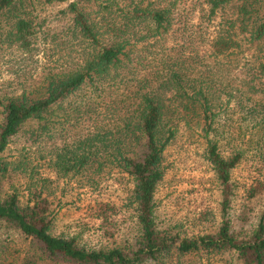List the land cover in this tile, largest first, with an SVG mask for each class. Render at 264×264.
Wrapping results in <instances>:
<instances>
[{"label": "trees", "instance_id": "trees-1", "mask_svg": "<svg viewBox=\"0 0 264 264\" xmlns=\"http://www.w3.org/2000/svg\"><path fill=\"white\" fill-rule=\"evenodd\" d=\"M63 2L0 0V73L20 52L0 83V264H264V181L240 195L234 177L264 167V0H71L75 54L33 69L38 8ZM181 124L220 191L198 234L157 200ZM111 178L126 196L94 198L93 243L61 210Z\"/></svg>", "mask_w": 264, "mask_h": 264}, {"label": "rangeland", "instance_id": "rangeland-1", "mask_svg": "<svg viewBox=\"0 0 264 264\" xmlns=\"http://www.w3.org/2000/svg\"><path fill=\"white\" fill-rule=\"evenodd\" d=\"M70 1L38 8V33L35 43L37 51L31 66L33 69L58 59L63 62L75 54L79 42L69 38L72 17L65 13ZM19 55L20 52L16 50L8 55V59H13L14 62L2 66L0 83L11 76L9 66L18 64L15 60ZM231 115L233 118L229 122L235 125L236 116ZM206 145L204 133L200 128L181 124L175 140L166 150L169 168L157 193L161 213L185 224L190 232L195 234L209 231L219 222L220 191L211 165L205 158ZM234 177L241 185L240 195L256 178L264 181L261 160L246 159L237 167ZM112 179L103 184L101 194L93 193L87 188L71 192L67 205L61 210V219L68 227L75 228L77 222L85 221L92 226L89 236L93 243L99 241L93 229L95 220L90 217V205L94 198L121 201L126 196L123 186ZM204 212L208 213L209 220L202 222Z\"/></svg>", "mask_w": 264, "mask_h": 264}]
</instances>
